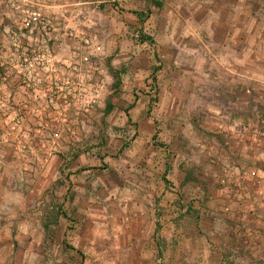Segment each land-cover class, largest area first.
<instances>
[{
    "label": "rangeland",
    "instance_id": "1",
    "mask_svg": "<svg viewBox=\"0 0 264 264\" xmlns=\"http://www.w3.org/2000/svg\"><path fill=\"white\" fill-rule=\"evenodd\" d=\"M80 1L105 48L108 93L77 137L55 145L0 130L31 214L23 221L36 228L20 237L16 263L264 264L216 178L242 128L264 118V65L234 63L242 43L208 42L212 28L198 22L264 20V0ZM214 31L222 40L231 28Z\"/></svg>",
    "mask_w": 264,
    "mask_h": 264
},
{
    "label": "built area",
    "instance_id": "2",
    "mask_svg": "<svg viewBox=\"0 0 264 264\" xmlns=\"http://www.w3.org/2000/svg\"><path fill=\"white\" fill-rule=\"evenodd\" d=\"M88 27L85 20H67L36 0L0 2L2 139L52 140L55 145L78 136L109 85L104 45ZM237 139L240 162L227 165L216 178L234 192V209L245 213L252 255H263L264 118L245 125ZM207 154L213 157V150Z\"/></svg>",
    "mask_w": 264,
    "mask_h": 264
},
{
    "label": "crops",
    "instance_id": "3",
    "mask_svg": "<svg viewBox=\"0 0 264 264\" xmlns=\"http://www.w3.org/2000/svg\"><path fill=\"white\" fill-rule=\"evenodd\" d=\"M5 0H0L4 2ZM43 4L49 6L48 8L52 13L65 15L67 20H90L86 15L89 8V3L80 0H38ZM260 2V0H258ZM258 14H260V9ZM83 15V18H81ZM253 16V14H252ZM216 19V18H215ZM198 20L202 26L212 28L211 34L208 36V42L216 44L218 41L231 42L233 44H241V47H233V62L244 64L245 69L249 72H256L264 65V20ZM239 23H238V22ZM216 27H229L231 28L230 35H226L223 39H218V35L214 31ZM243 30L245 36L242 35ZM241 32L239 35L238 33ZM203 43L202 37L199 35L197 38ZM203 45L197 46L196 51L201 52ZM204 57L205 54H200ZM212 57V55H211ZM203 59V58H202ZM212 69L213 67L210 66ZM207 70L203 65H199L198 69ZM215 68V67H214ZM213 68V69H214ZM235 71V70H234ZM211 72V70H210ZM215 73V72H214ZM253 86L250 82L245 80V88ZM253 101L260 103L256 97ZM3 152V151H1ZM0 152V264H12L13 261L17 264V254L23 249L20 243V237L23 234L35 235L36 228L26 225L23 220L30 218L31 214H26L20 210V204L25 203L26 196L24 190L20 189L21 177L15 178L17 168L15 162L10 161V157ZM235 154L232 156L233 162H240V159ZM235 159V161H234ZM18 164V163H17ZM11 172H14L11 174ZM33 172V171H32ZM25 185V183H24ZM26 186V185H25ZM27 187V186H26ZM30 188V187H27ZM33 192V190L31 191ZM15 206V208H14ZM33 217L34 214H33ZM39 231V230H38ZM35 242V239H34ZM31 249H35L36 244L30 243Z\"/></svg>",
    "mask_w": 264,
    "mask_h": 264
}]
</instances>
